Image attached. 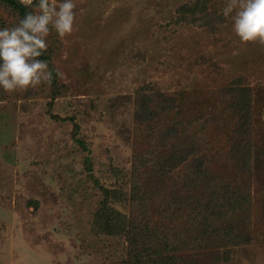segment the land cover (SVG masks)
I'll list each match as a JSON object with an SVG mask.
<instances>
[{"label": "rangeland", "instance_id": "374dc122", "mask_svg": "<svg viewBox=\"0 0 264 264\" xmlns=\"http://www.w3.org/2000/svg\"><path fill=\"white\" fill-rule=\"evenodd\" d=\"M227 3L76 0L52 82L0 87V264H264V44Z\"/></svg>", "mask_w": 264, "mask_h": 264}, {"label": "clouds", "instance_id": "9594fccd", "mask_svg": "<svg viewBox=\"0 0 264 264\" xmlns=\"http://www.w3.org/2000/svg\"><path fill=\"white\" fill-rule=\"evenodd\" d=\"M20 3L31 10L14 26L0 27V87L9 92L52 82L53 69L41 59L49 48L48 37L53 31L61 39L70 35L76 20V0ZM221 14L231 16L241 42L264 44V0H228Z\"/></svg>", "mask_w": 264, "mask_h": 264}, {"label": "trees", "instance_id": "16d2710c", "mask_svg": "<svg viewBox=\"0 0 264 264\" xmlns=\"http://www.w3.org/2000/svg\"><path fill=\"white\" fill-rule=\"evenodd\" d=\"M242 91H244L245 92V97L246 98H248L247 100H249V97H250V95L247 93L248 92V90L249 89H241ZM244 95L242 96L243 98H244ZM249 127H250V123H249ZM246 144H244V149H246ZM247 150H245V152H246ZM244 152V155L246 154ZM241 155H243V153L241 154ZM204 156L202 155V156H193V158L191 159V162L194 164V166H196V167H198L197 169L201 172V171H203L204 172V169H202L204 166H203V164L205 163L204 161ZM206 174V173H205ZM209 176V175H208ZM226 193H229L228 195H226ZM234 194V192H229V191H225L223 194H222V196L219 198V200H221V202H223V201H226V198H228V197H230L231 195H233ZM221 204V203H220ZM221 205H224V204H221Z\"/></svg>", "mask_w": 264, "mask_h": 264}]
</instances>
